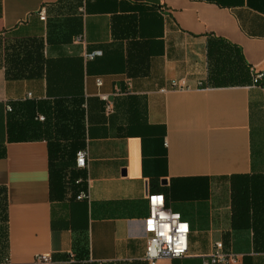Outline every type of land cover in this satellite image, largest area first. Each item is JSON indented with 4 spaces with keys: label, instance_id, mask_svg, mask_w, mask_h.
<instances>
[{
    "label": "crops",
    "instance_id": "obj_1",
    "mask_svg": "<svg viewBox=\"0 0 264 264\" xmlns=\"http://www.w3.org/2000/svg\"><path fill=\"white\" fill-rule=\"evenodd\" d=\"M212 37L264 72V0H0V264H150L152 193L190 225L188 255L155 264H201L219 241L264 264V77L209 83ZM33 39L46 71L9 77L6 53ZM28 93L50 138H15L7 105Z\"/></svg>",
    "mask_w": 264,
    "mask_h": 264
},
{
    "label": "trees",
    "instance_id": "obj_2",
    "mask_svg": "<svg viewBox=\"0 0 264 264\" xmlns=\"http://www.w3.org/2000/svg\"><path fill=\"white\" fill-rule=\"evenodd\" d=\"M11 52H7L5 55L6 63L8 64L7 73L9 77L15 79H24L33 76H38L46 71V60L43 54V44L39 41L26 40L19 44H14L11 47ZM208 64H209V83L215 85H246L252 82V76L250 72V66L247 63L242 51L234 44L222 38H210L208 42ZM33 98H26L19 102H11L12 117L16 118V122L13 123V127L16 128V139L27 138H50L49 130L52 127V123L47 121V113L43 125L38 123V119H35L34 112L39 108V104L36 103ZM48 106H45L43 110L47 111ZM53 109L51 110V112ZM11 126V128H13ZM9 128L10 133L12 129ZM54 130V125L52 127ZM52 129L50 131H52ZM27 130L32 132L29 134ZM80 135H77L78 139ZM55 149H51V156L58 157V159H64L68 155L75 153V150H71L62 145H56ZM70 179H72L70 177ZM75 181L73 182V184ZM76 184V183H75ZM0 219H5L4 209L0 203ZM258 219V216H257ZM259 223H257V226ZM260 226V225H259ZM262 230L259 227V232ZM258 233V229H257ZM264 234V231L262 232ZM82 257H78L75 262L80 264ZM90 264V263H86ZM97 264V263H92ZM103 264V263H102Z\"/></svg>",
    "mask_w": 264,
    "mask_h": 264
},
{
    "label": "built area",
    "instance_id": "obj_3",
    "mask_svg": "<svg viewBox=\"0 0 264 264\" xmlns=\"http://www.w3.org/2000/svg\"><path fill=\"white\" fill-rule=\"evenodd\" d=\"M38 16L41 20H46V8L42 7L38 11ZM78 41L82 40V36H78ZM101 51H94L88 55L89 58H93L96 55H99ZM264 77V72L252 69V84L258 85ZM98 84H101V80H98ZM173 85L175 87L184 88L186 85L184 82H174ZM27 97H32L31 93L27 94ZM103 99L108 100L106 95L102 96ZM7 111H12V107L10 104L7 105ZM106 111H111V104L107 103ZM39 120H44L43 116H38ZM87 158L88 153L87 150H79L76 153V167L79 169H84L87 166ZM82 182L81 180H77L76 183ZM88 198V193L86 191H81L79 195H77V199H85ZM154 198L155 199L154 201ZM162 199V206H161ZM148 201V214L144 218V232L147 236V251H146V260L150 264H155L159 259L162 258H178L184 257L189 253V234H190V225L189 222L183 219L180 213L173 212L170 208L167 207L166 199L164 194L162 193H152L147 195ZM153 208L156 209L155 214L153 213ZM163 211L168 215V219H161L159 212ZM178 214L179 219L176 223H173V217ZM152 221V227L149 228V221ZM178 224H186L187 228L185 231L177 232L176 228ZM164 225H168V237L170 239H165L164 237H160L157 235L158 232H163L166 229ZM181 238L182 241H181ZM155 242V243H154ZM177 243H180V250L177 251ZM159 246L160 251L158 255L151 256L150 249L152 247ZM36 262L42 264H52V257L48 254H38L35 258ZM240 258L237 254L228 251L225 249L224 244L219 241L215 243L214 250L211 254H208L203 257L201 264H239ZM81 264H86L87 261H81Z\"/></svg>",
    "mask_w": 264,
    "mask_h": 264
},
{
    "label": "clouds",
    "instance_id": "obj_4",
    "mask_svg": "<svg viewBox=\"0 0 264 264\" xmlns=\"http://www.w3.org/2000/svg\"><path fill=\"white\" fill-rule=\"evenodd\" d=\"M161 206H162V199H161ZM155 212H156V209L153 208V213L155 214ZM159 215H160L161 219H168V215L165 212H163V211H160ZM172 219H173V223L175 224L176 221L179 219L178 214L176 216H174ZM151 227H152V224L149 225V228H151ZM164 228L166 230L163 231V232H158L157 235L160 236V237H164L166 240L170 239V237H168V231H169L168 225H164ZM186 228H187L186 224H178L176 230L179 233V232L185 231ZM182 239L183 238H181V241H182ZM179 250H180V243H177V251H179ZM159 251H160L159 246L152 247L150 249V255L151 256H156V255H158Z\"/></svg>",
    "mask_w": 264,
    "mask_h": 264
},
{
    "label": "rangeland",
    "instance_id": "obj_5",
    "mask_svg": "<svg viewBox=\"0 0 264 264\" xmlns=\"http://www.w3.org/2000/svg\"><path fill=\"white\" fill-rule=\"evenodd\" d=\"M2 223H3V219H0V224L2 226V231H3V225H2Z\"/></svg>",
    "mask_w": 264,
    "mask_h": 264
},
{
    "label": "snow or ice",
    "instance_id": "obj_6",
    "mask_svg": "<svg viewBox=\"0 0 264 264\" xmlns=\"http://www.w3.org/2000/svg\"><path fill=\"white\" fill-rule=\"evenodd\" d=\"M155 199H157V198H154V201H155ZM151 224H152V221L150 220V221H149V225H151Z\"/></svg>",
    "mask_w": 264,
    "mask_h": 264
}]
</instances>
